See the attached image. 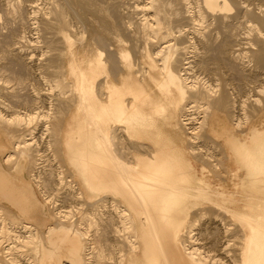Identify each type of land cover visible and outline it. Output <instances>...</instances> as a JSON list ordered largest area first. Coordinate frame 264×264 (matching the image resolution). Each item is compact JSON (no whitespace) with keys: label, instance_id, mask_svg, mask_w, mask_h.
<instances>
[{"label":"bare ground","instance_id":"bare-ground-1","mask_svg":"<svg viewBox=\"0 0 264 264\" xmlns=\"http://www.w3.org/2000/svg\"><path fill=\"white\" fill-rule=\"evenodd\" d=\"M22 1L23 0H18V6L16 4V7L13 8L8 5L6 9L7 12L15 17L20 16V6L21 3L23 4ZM59 1L60 0H58V2ZM61 2V8L56 7V9L51 11L52 13L54 12V15H51V17H43L42 15L40 23H42L41 30L45 32L46 36L47 33H51L52 35L58 34L59 37H55H61L60 40L62 39V42L57 40L60 45L62 43V48L56 45L54 48H60V55L65 59L64 62L62 61L64 66L62 67L61 64L62 69L52 80H54L53 83L55 82L57 86L63 83L68 87V90L63 92V98L71 100L72 103L71 101L70 103L73 105L68 119L60 127V130H58L60 131V133H58L60 134V143L64 145V157L69 167L72 169V173L76 177V179L73 176V178H69L72 180H66L67 189L70 187V193L75 198L82 197V200H86L90 203L92 209L95 206H111L117 209L115 213L116 216H114L117 218V221L113 218L115 224L111 227V231L117 234L115 235L118 239L122 236L123 239H121L125 242H122L125 247L121 249L116 248L117 250H121V255L123 254L125 257V259H123L121 256L122 258H120V261L122 259L124 264H208L207 259H209V257L207 256L208 258H204L201 254L202 251L198 249V244L196 245L197 240L194 236L195 220H192L194 216L191 215L195 209L205 210L207 207H211L218 210V215H228L232 221H234L233 223H237L240 226L236 225L241 227V231L238 230L240 234L242 232L240 236L241 240H239V247L237 246L238 250H236V256L238 252L239 257H237L238 260L240 258V262L236 260L237 258L235 255L236 259H234V261L240 264H264V129L261 130L256 126H251L249 131L245 134V137H241L230 129L224 128L223 131L220 132L218 129L219 127L216 128V125L219 126L220 120L216 119L212 125L210 124L212 130L211 136L216 140L217 138L223 137L225 145L228 147V157L233 159L236 163V168L232 170V174L240 176L241 179L240 182H238L240 185H236L234 190L229 191L225 189L223 184L213 183L214 181H211L208 179L209 177L207 178L205 175V163L207 162L201 164V171L199 172L193 161L201 159L199 158L200 156L198 157L200 153L198 154V151L196 152L193 150L196 145L193 146L192 144L189 147L187 145L190 143L184 145L185 139L181 144L180 142L183 139L180 141V134H178L181 128H191L186 126L187 123L189 124V121L191 122L190 118H192L191 114V117H185L188 113L187 105H190L191 102L197 104L204 102V104H207L208 108L220 109V111L225 113L228 105L230 106L232 102L234 116L237 115L235 111L237 109L239 111L238 104L240 103L237 104V98L235 99L236 96H233L235 100L231 101L225 91L221 94H215L213 91H209L211 90L209 88L208 90L202 86H191L189 78L192 75H190V72L193 69L190 72L188 69L192 63L191 61L194 60H189L190 58L188 56L189 61H181L182 55L179 59L178 56L180 53L177 55V52L178 50H183L185 46L175 47V44L178 42L172 43L173 41L167 42L162 40L166 34L169 37L172 33V26L169 25L172 21L170 20L172 17L169 16H171L172 13H174L173 16H175V21L173 20L172 22H178V27L177 23H173V28L176 25L175 27L178 28L177 32L182 35L187 30L189 24L193 25L191 28H196L195 24L198 23V21L203 23L205 20L203 18H205L206 15L212 14L215 16L216 14L217 16L218 14L219 16V14L223 12H231L229 11L232 8L230 1L202 0V3H198L201 5H199V7L196 6L197 8L193 6L194 3L192 4L190 0L144 1V5H142V9L146 5V11L144 12L145 16L144 18L142 17L144 22L142 21V25L140 27L138 25V27L142 30L144 29L147 32L146 35H152V37L155 36V38L162 36V41L160 38L159 41L156 40L157 38H153V50H150V45L148 50H146L149 68L145 69L146 72L145 70L142 71L137 69L139 71H137V74H134L136 57H134L130 49L127 48V46L125 48L124 45L118 47V45L116 46L113 44L119 49L115 51L118 52L116 56L120 62L119 64L126 70L125 73L121 74V79H117L119 80L118 82L113 78V71L111 70L117 66L115 60L112 59V66L109 64L113 52L108 55L106 51L108 49H113L111 40L119 42V45L121 44L120 30L130 27L131 24L128 25L125 23L126 21L124 22L123 20L119 21L114 16L110 17L112 14L108 9H94L91 7L92 4L90 3H96V0H79V4L84 10L83 12L89 16V21L92 22V19L97 20L96 18H101L104 22L103 23L101 20V24H104L103 28L101 26L103 30H99L95 25H90V32L89 29L86 28L90 36L85 38L79 46L81 47L80 49L90 51L94 53V55L84 60L78 55V45L75 39L76 32H70V26L72 24L70 25L67 20L69 15L74 12L75 7H72L73 9L71 8L72 4L70 3L72 2ZM113 2L118 3L119 0H113ZM37 3L38 2H35L36 5ZM26 4L28 5V3ZM73 4H76V2ZM257 4H255V6ZM260 6L256 8L261 9ZM26 7L25 5V8ZM170 7H174L173 11L169 10ZM32 9L31 11L33 12ZM71 9L73 10L72 12ZM257 10L258 9H256V11L254 10L255 12L252 11L254 12L252 16L254 15L253 17L259 22L255 21L251 25L264 35V14L260 11L257 12ZM248 11H250L249 8ZM42 14H44V12ZM227 14L220 15V17L225 20L228 18ZM74 15L77 16V13ZM35 17L37 18L36 14ZM250 18L248 20L246 18V22L255 20H250ZM28 19H30L29 16ZM68 19H70V17ZM37 20L36 23H38ZM188 20L190 21L189 23H184ZM31 22L33 21H30V23ZM88 22H85V24ZM81 23L82 27H84L85 24L82 20ZM226 23L228 24V21ZM167 24L169 28L171 26L170 34H168L169 30L167 29ZM38 28H40L39 25ZM38 28L36 30H39ZM72 29L74 30V28ZM84 29L81 30L83 36L86 34ZM232 30L231 28L229 32H225L226 34L224 33L225 39L218 44V48L222 49V53H227L226 57L221 58L222 61L227 63L232 69H236V67L241 66L240 64L242 62L240 61L241 55L236 53L238 52L237 47L235 48L234 46L236 40L234 41V45L228 40L234 35ZM194 31L196 30H193V32ZM174 36L176 37V35ZM56 38L54 42H57ZM147 42L146 45L149 44ZM147 46L145 48H147ZM193 46L196 45L193 43ZM238 48V50H240L241 47ZM106 54L107 56H105ZM154 54H159V56L157 57ZM244 56H246V54ZM254 57L255 58L252 57L251 59L254 60L256 65L260 68H264V45L257 48ZM185 63H188L189 66H185ZM194 67L192 64V68ZM191 78L193 79V77ZM239 100L238 102L241 101ZM197 104H195V106H197ZM234 107H236V110H234ZM192 108L189 107L191 110ZM216 109L214 110L216 111ZM261 110L262 109L259 111ZM229 111L230 109L226 113L227 116L232 112ZM259 111L257 110L256 113ZM3 112L4 109L0 104V210L4 211V209H7L9 212L8 214L12 215L13 222L15 221L14 223L17 224H15L16 228H14V223L10 221L6 226L4 225L6 219L2 218L3 216L1 217L2 219L0 222L5 219L3 225L8 227L5 229V232H11L9 235L11 238L8 240L11 242L13 238L19 240L25 238L27 240L25 241L24 239V241L28 242L29 245L31 242H35V252L37 254L35 255L38 259L36 263L38 262V264H91L95 258L97 259V264L98 261L102 264L104 261L102 258L110 254L104 252L107 240V226H101L95 235L90 232V227L81 226V223H85V221L86 225L97 221L96 218L93 217L94 215L90 216L92 215L91 212H85L87 213L86 215L80 216L77 221L73 220L71 223H69L68 220L59 219L56 223H51L52 214L53 216H56L57 213L61 215L59 212L62 210H53L60 208V206H57L55 200L54 202L51 200V196L49 195L51 193H48L45 185H43L41 189L44 198L45 200L48 199V203L45 202L52 209L51 212L50 210L48 211L46 205L38 199L30 181L23 176L25 160L34 158L30 148L32 140L30 141V138H26L25 134L22 135V133H18L17 130L13 128L12 130L3 124L5 117V113ZM214 113L213 110L210 111V115H214ZM260 113H262V111ZM33 114V112H29L27 115H24V118L32 119L33 116L35 117ZM8 117L11 121L16 119V123H18V118H12V116L9 115ZM238 119L239 117H236L235 121L238 122ZM16 123L11 124L15 125ZM236 124L238 125V123ZM119 126L122 127L124 135L127 136L126 138H128V140L136 144L146 145V151L141 153L136 152L131 157H127L124 153L119 151L116 140V130ZM3 129L4 131L7 130V142L6 138L4 139L5 142L1 140ZM192 131L194 130L187 131L190 139L197 137L194 136V134L198 135L196 132ZM180 133L182 134V132ZM181 138H184V136ZM8 146H13V150H10L7 155L5 154V161L7 164L11 165L13 171L6 170L1 162L2 153L8 149ZM199 152H202V149ZM202 155L204 156V154ZM203 159L204 157L202 160ZM34 172L36 182L42 183L43 180L41 175L37 174L36 170ZM72 173L69 174V176H72ZM39 178L42 181L39 180ZM50 200L54 203V208L50 205ZM2 202L9 203L19 213L4 205ZM104 213L105 212L102 211L103 215ZM195 214L197 215L198 211L197 213L195 212ZM5 215L7 216V214H4V216ZM105 218L107 217L103 216L100 218L99 225H101ZM216 223L218 224V222ZM10 226H12L11 229H9ZM21 228H24V231H30L32 235L20 234L23 231ZM1 229L2 234L0 230V237L4 234V227ZM2 239H4V237H2ZM2 239H0L1 243ZM19 240L17 241L15 239V242L17 241L18 243ZM118 243L114 242L113 246L116 247ZM5 244H7V242L4 243V245ZM13 245L11 243L9 247L12 248L11 246ZM16 245L17 244H15V246ZM21 245L23 244L21 243ZM21 245H19L20 248ZM27 245L25 248H27ZM29 247L28 248L31 250L30 255L33 254V257H31L32 259L34 258L33 247L32 245ZM4 249L5 248H3V253ZM6 250L5 252H7ZM9 250L10 249H8V251ZM14 250L12 249L11 251L13 252ZM3 253L2 247H0V264H7V258L5 257L4 259ZM11 255L14 257L12 253ZM25 255H27V253ZM9 257L11 256L9 255ZM29 257L30 256H27V259ZM33 262L32 264H36L35 258ZM13 263L14 262H12V264Z\"/></svg>","mask_w":264,"mask_h":264},{"label":"rangeland","instance_id":"rangeland-1","mask_svg":"<svg viewBox=\"0 0 264 264\" xmlns=\"http://www.w3.org/2000/svg\"><path fill=\"white\" fill-rule=\"evenodd\" d=\"M9 1L13 2V3H10ZM61 1H66V2L68 1L69 3L72 2V3H70V4H72L71 8L75 7L74 12H72L73 8L71 9V12H72L71 15L72 16L69 15L70 19H68L69 18L68 17L67 20L69 21L70 25L72 24L71 26L69 25L71 30H72V31L70 30V32L71 33L76 32L75 33V39H76V42L78 45V49H77V51L79 52L78 55L85 60V59L93 56L94 53L87 51L85 49L84 50L80 49L81 47L79 45L82 44V41L85 38L90 36V34H89L90 25H92V26L95 25V27H97L99 30H103L102 28L104 26V24H103L104 22L101 18H96L97 20L92 19V22L89 21V16H87V14L85 12H83L84 10H83L82 6L79 4V0H75V1L74 0H70V1L69 0H60L59 2H58V0H37V1L35 0V2H38L37 5L35 4L34 0H26V1L23 0L22 1L23 4H25L28 8L26 7L27 8V10H26L25 5H23L21 3V6H20L21 7V14H20V16H16V17L14 15L9 14L6 9H7L8 5L11 8L16 7V4L18 6V0H0V104L2 105V108L4 109L3 113H5L3 124L8 126V128H10V129L13 128L14 130H17L18 133H22V135L25 134L26 138L28 137V138H30L29 139L30 141L32 140L31 141L32 143L30 142L31 143L30 148H31V151L33 152V157L35 159L29 158V160H25L26 162H28V165H29L28 172L30 175V180L36 186L37 193H38L40 199H42L43 203L46 205V209L48 208V211L50 210V212H51L52 209L50 208L49 205L46 204V202L48 203V201H47L48 199L45 200L46 202L44 201V194L41 191V188L43 185H45L48 193H51V194H49L51 196L50 197L51 200L53 202L55 200L57 206H60V208L53 209V210L54 211L62 210L59 212L61 215H59L58 213L56 216H53V214L51 215V220H50L51 223H56L59 220H68V222L71 223L73 220L77 221V219L80 216L86 215L87 213H85V212H91L92 215H90V216L94 215L93 217L96 218L97 221H95L94 223H91V224L89 223V225H86V221H85V223H81V226H83V227L88 226V228L90 227L89 228V229H91L90 232L92 234L94 233V235L97 234L96 232L99 231L98 229L101 226H103V227L107 226V229H106L107 240H106V246H105L104 252L110 253V254H109V256L108 255L106 256L109 258H106V257H105L106 259L104 257L102 258L104 260V261L102 260L103 261L102 264H124V262H122V259L120 261V258L123 257V259H125V257L123 256V254L121 255V252H120L121 250H117V249H121L122 247H125L124 246L125 242H124V240H122L123 239L122 236H121L122 239L121 238L118 239L116 237L117 234L115 233L116 234L115 235L114 232L111 231V227H113L115 224V221L113 218H115V220L117 221V218L114 217V216H116L115 213L117 212V209L114 207H111V206H106V207H96L95 206L94 208L96 210L94 208L92 209V206H90V203H88L86 200H82V197L81 198H75L70 193L71 192L70 187H69V189H67V181L72 180L69 178H73V176L75 177V175L72 173V169L69 167V165L66 162V159L64 157V154H63V150H64L63 146L64 145H63V143L62 144L60 143V136H59L60 134H58V133H60V131H58V130H60V127L68 119L69 113H70L71 109L73 108V105H71V103H72L71 100L63 98V94H64L63 92L68 90V87L65 86V84H63V83L60 84L59 86H57L55 84V82L53 83L54 80H52L53 77L58 75V73L60 72V70L64 66L63 62L65 59H63L64 57H61V55H60V51H59L60 48H56L57 51L54 48L56 46H60L62 48V46H63L62 43H61V45H62L61 46L59 44V42L57 41V40L61 41L62 39L60 40L61 37L58 38L59 37L58 34L52 35L50 33L51 34L50 35L47 33V36H46L45 32L43 30H41L42 29V27H41L42 23H40V21L42 19L41 18L42 15H43V17L44 16L45 17L46 16L51 17V15H54V12L52 13L51 11L56 9V7L61 8V5H62ZM144 1H146V0H119V2L116 3V2H113V0H96V3H90V4H92L91 7H93L94 9H99V8H103V10L108 9V11L112 14V15H110V17L114 16L119 21L123 20L124 22L126 21L125 23H127L128 25L131 24L130 27L123 28L122 30H120V33H121V44L120 45L118 44L119 42H115L114 40H111V39L110 40H111L112 45L115 44L116 46L118 45V47L119 46L121 47L124 45L125 48L127 46V48L130 49V51L134 55V57H136L135 58L136 62L134 65V74H137L138 70L143 71V70L149 68L148 67L149 66V60L147 57L146 50H148L149 45L151 47L150 50H153L152 49L153 43H154L153 38H155V36L152 37V35L151 36L148 34L146 35L147 32L144 29L142 30L141 28H139L142 25V23L144 22L143 21V18L145 16L144 12L146 11V9H145L146 5L142 9V5H144V3H143ZM190 1L192 2V4L194 3L193 6H195V8L199 7V5H201L198 3H200V2L202 3V0H190ZM229 1L231 3V6H232V8L229 10L231 12H226V13L223 12L224 14L221 13V14H219V16H218V14H217V16H216V14H215V16L212 14H210L208 16L206 15V17L203 18V19H205L203 21V23L198 21V23L195 24L196 28H194V27L191 28V26H193V25L189 24L187 30L182 35L179 32H177L178 28L175 27L176 25L173 28L174 22H172V21L175 19V16H173L174 13H172L171 16H169V17H172L170 19L172 21L169 24L172 26V33L170 31L171 26L169 28V25L167 24V26H168L167 29L169 30L168 34L171 33V35H169V37H168L166 34L165 37L167 36L168 39H167V37L166 38L163 37L162 40L167 41V42L173 41L172 43L178 42L177 44H175V47L185 46L183 50H181V51L178 50V52H177V55H179V53H180V55L178 56L179 59H180V56L182 55L181 61L186 62V61H189L191 59L194 60V61H191L192 63L190 65V68L188 69L189 72L193 69L190 72V75L192 74L191 77H193V79L191 77L189 78V81H190L189 83L191 86L192 85L193 86H202V87H205L206 89L209 88L211 90H209V89L208 90L213 91L215 94H219V93L221 94L222 92L225 91L226 95L231 99V101H234L237 98V104L240 103V104H238L239 105V111H238V109L236 110V107H234V110H236L235 114H237V115L233 116V113H234L233 103L231 101H230L231 102L230 106L228 105L229 108L227 107V110H225V113L220 111V109L214 108V109H216V111H215L214 109L208 108L207 104H204V102H201L199 104L191 102L193 105L191 103H190L191 106L189 104L187 105L188 111H187V109H186V111L188 113L187 114L184 113V114L188 115V116L185 115V117H189L190 114L192 116V118H190L191 122L189 121V124L187 123V125H186L187 127L189 126L191 128L190 129H185V128L182 129L181 128L178 132V134H180V141H181V139H183L180 142L181 144L185 139V141H184L185 144L183 143L184 145H187V143L188 144L190 143L189 145H187L188 147L192 144H193V146L196 145L193 150H195L196 152L198 151L197 153L201 154V155L197 154L198 157L200 156L199 158H201V159L193 160L194 163L196 164V169L200 172L201 166H202L201 164L202 163L204 164L205 162H207V163H205L206 164V169H205L206 170V172H205L206 177L207 178L209 177L208 179H210L211 181H214L213 183H215V184H217V183L223 184L225 189L230 191V190H234L236 185H240V183H238V182H240L241 178H240V176H236V175L232 174V170H234L236 168V163L233 159H230L228 157V154H229L228 149H227L228 147H227V145H225V141H224L223 137L217 138V140H216L211 136V133H212L211 125L213 124L214 121H216V119L220 120L219 126L216 125L217 126L216 128L219 127L218 129L220 132H222L224 128L230 129V130H233V132L235 134H237L241 137H245V134L249 131V128L251 126H256L257 128H259L261 130L264 129V106H263L264 105V89H263L264 88V68L263 67L260 68L258 65H256L254 60L251 59L252 57L255 58L254 54H255V51L257 50V48L264 45V35H262V33H260L259 30H256L257 28H253L251 25L255 21L259 22L256 20L255 17H253L254 15L252 16V13L254 14L256 9H258L257 12L260 11L262 14H264V9H262V8H264V0H241V1L240 0H229ZM245 1H246V3H245ZM30 2H31V4H30ZM60 2H61V4H60ZM74 2H76V4H73ZM26 3H28V5ZM32 3H34V4H32ZM260 3H261V6H260ZM29 4H30V7H29ZM87 4H89V3H87ZM248 4H250V5H248ZM255 4H257V5L255 6ZM22 6H24V7H22ZM36 6H37V9H36ZM259 6L261 9L256 8ZM32 7H33V9H32ZM247 7L249 8L250 11H248ZM51 8H52V10H51ZM170 8H169V10L173 11L174 7H170ZM246 8H247V10H246ZM31 9L33 10V12L31 11ZM79 9L81 12L79 11ZM244 9H245V11H244ZM252 11H254V12H252ZM43 12H44V14H42ZM236 12H238V13H236ZM34 13L36 14L37 18L35 17ZM73 13L74 14L77 13V16L74 15ZM83 13H85V14H83ZM27 14H34V15H27ZM226 14L228 15V18H226L225 20L220 17V15H226ZM250 14H251V16H250ZM245 15H247V16H245ZM28 16L30 17V19H28ZM229 16H231V17H229ZM244 16H245V18H244ZM34 18H36V19H34ZM79 18H80V20H79ZM82 18H84V19H82ZM232 18H233V20H232ZM234 18H236V19H234ZM238 18H239V20H238ZM246 18H247V20L249 18H250V20H253V19H255V20L250 21V22H246L247 21ZM214 19H216V20H214ZM36 20L38 21L39 24L36 23ZM81 20L83 21L84 24H85V22L89 21L88 23H86L88 26L85 24V26H86L85 27L83 24L84 27H82ZM101 20L103 22L102 24H101ZM30 21H33V22L30 23ZM132 21H133V23H132ZM211 21H213V22H211ZM227 21H228L229 26L226 23ZM90 22H91V24H90ZM189 22L190 21L188 20L184 23H189ZM175 23H177V27H178V22H175ZM181 23H183V22H181ZM181 23H180V25H181ZM230 23H231V25H230ZM99 24H100V26H99ZM222 24H223V26H222ZM259 24H261V23H259ZM38 25L40 28H38ZM124 25H126V24H124ZM138 25H139V27H138ZM196 25H198V26H196ZM246 25H247V27H246ZM73 26H75L76 28ZM92 26H91V28H92ZM101 26H102V28H101ZM231 26H233V27H231ZM197 27H198V31H197ZM37 28L40 31L44 32L43 34L46 37H44L43 34H41L42 32H40L39 30H36ZM72 28H74V30ZM86 28L89 29V32H87ZM137 28H139V29H137ZM231 28L233 29L232 33H234V35H232L231 36L232 38L230 37L228 40L231 41V44L233 43V45L236 42L234 45L235 48L237 47L238 52H236V53H239L238 55H241L240 61L243 63V64L242 63L240 64L241 66H239V64H238L239 67H236V69H232L227 63H224L222 61L221 58L226 57L227 53L226 54L222 53L221 52L222 49L218 48L219 47L218 44H220L225 39L224 33L229 32L231 30ZM83 29H84V31H86V34L84 36L82 35V31H81ZM173 29H174V31H173ZM237 29H238V31H237ZM193 30H196V31H194L195 33L193 32ZM139 32H141V33H139ZM258 33H260V34H258ZM174 35H176V37ZM259 35H260V37H259ZM55 36H58V37L56 38ZM181 36L184 38H182ZM150 37H151V39H150ZM161 37L159 36L160 40H161ZM234 37H235V39H234ZM55 38H56L57 42H54ZM156 38L155 39L157 41H159V38L158 37H156ZM174 38L176 39V41ZM189 39H191V40H189ZM110 40H108V41H110ZM193 41H195V42H193ZM142 42H144V43H142ZM146 42L149 43V44H147L148 46L146 45ZM237 42H238V44H237ZM193 43L196 46H193ZM115 45L112 46L113 49L107 48L108 50L106 49L107 50L106 52L108 55L113 52L111 54V57H110L111 61L109 64L112 66V59L115 60V63L117 66L111 70L113 71L112 72L113 78L118 82L121 79V74L125 73L126 70L119 64L120 62L118 61V58L116 56L118 52H115L116 50L118 51L119 49ZM146 46H147V48H145ZM238 47H241L240 50H238L239 49ZM57 52H59V53H57ZM107 54L105 56H107ZM245 54L248 57L244 56ZM154 55L157 57L159 56V54L158 55L154 54ZM112 56L115 58H113ZM188 56L190 59L188 58ZM114 60H113V62H114ZM61 64H62V67H61ZM192 64H193V67L195 65L196 66L194 68H192ZM184 65L189 66L188 63H185ZM145 72H146V70H145ZM114 73H116L117 75ZM118 73H120V74H118ZM117 79H119V80H117ZM67 93H69V92H67ZM236 94L238 95V97ZM233 96L234 97L236 96L235 99ZM238 100L240 102H238ZM70 101H71V103H70ZM195 104H197V106H195ZM243 104H244V106H243ZM189 107H191V108L193 107L192 110L189 109ZM229 109H230L229 112L232 111L230 113L231 116L230 115L227 116V114H226ZM260 109H262L261 110L262 113H260L261 112V111H259ZM211 110H213L215 112L214 115L213 114L210 115ZM257 110L259 112L256 113ZM29 112H33L34 113L33 115H35V117L33 116L32 119L24 118V115L25 114L27 115V113H29ZM8 115L12 116V118H18V123H16V119H13L11 121V119H9ZM236 117H239L238 122L235 121ZM11 123H16V124L12 125ZM236 123H238V125ZM189 130H194L192 132H196L198 135L194 134V136H197V137L190 139L189 133H187V131H189ZM116 132H117L116 140H117L118 149H119V151L124 153L127 157H131L136 152L141 153L143 151H146V149H147L146 145L136 144V143L128 140V138H126L127 136L124 135V132H123V129L121 126H119L117 128ZM180 132H182V134ZM2 134L7 137V130L4 131V129H3ZM26 134H27V136H26ZM183 136H184V138H181ZM190 140H192V141H190ZM186 141H188V142H186ZM201 149H202V152H199V151H201ZM190 153H191V151H190ZM202 154H204V156ZM203 157H204V159L202 160ZM31 160L33 161V163ZM9 166L11 168V165H9ZM33 170L34 171L36 170L37 174L41 175V178L43 180L42 183H37L35 181V178H34L35 172ZM210 170H212V171H210ZM207 172H208V174H207ZM71 173L73 175L69 176V174H71ZM75 179H76V177H75ZM30 180H28V181H30ZM39 180H41V179L39 178ZM31 181H30V183L32 184ZM44 182H45V184H44ZM32 186H33V184H32ZM51 200L49 201L51 203L50 205H52L54 208V203ZM206 209L205 210L204 209H195L191 215V216H194V217H192V218H194L192 220L193 221L195 220L194 225L196 228L194 227V236L197 240L196 245L198 244V249H200L199 251H202L201 252L202 256L204 258L207 256L209 257V259H207V260L210 263L207 261L208 264H221V263L222 264H225V263L226 264H237V263L240 264L239 263L240 258L238 260V257H239L238 252H237L238 257L236 256V250H238V247H239L238 245L240 243L239 240H241L240 236L242 234V232H241V234L239 232V231H241V227H238L240 225L237 223H233L234 221H232V219L228 215H225V214L218 215L217 214L218 210H215L214 208H211V207L208 208L207 207ZM199 210H201V211H199ZM102 211L105 212L104 215L102 214ZM197 211H198V214L196 215L195 212L197 213ZM1 212H3V213H1ZM8 213L9 212L7 211V209H4V211L0 210V220L2 218L6 219V221L4 219L5 224H4V221L0 222L1 234H2L1 228H3V227H4V231H3L4 234L3 235L6 234L5 236L2 235L0 237V239H2V237H4V239H5V240L2 239V243L0 240V247H2V253H3V248H5L4 253H3L4 259H5V257L7 258L6 259L7 264L8 263L10 264V262H11V264H12V262H14L15 264H32V263H34L33 261L35 258V263H36V261H38V259L36 257L37 254L35 252L36 251L35 250V242H31L29 245L28 242H25L27 239L23 238V239L19 240L17 238H13V237H12L13 239L11 240V242L9 241L11 238V237H9L11 232H9V231L5 232L6 231L5 229L8 228V227H6L8 225L7 224L8 222L12 221V223H14L15 221L13 222L12 215L8 214ZM4 214H7V216L6 215L4 216ZM103 216L107 217V218H105V220L102 221L101 225H99L100 218H102ZM214 219H215V221H214ZM216 222H218V224ZM3 224L6 226H4ZM15 224L16 223L13 224L14 228H16V225H17V224L15 225ZM18 225H20V224H18ZM123 226H127V225H123ZM11 227L12 226H10L9 229H11ZM17 227L20 228L19 226H17ZM21 229L23 230L24 228H21ZM30 233H31L30 231L27 232V231L23 230L20 234L32 235ZM15 239L17 241L19 240V242L18 243H17V241L15 242ZM24 239H25V241H24ZM13 240H14V242H13ZM108 240H110V241H108ZM6 242H7V244H5L6 245V247H5L4 243H6ZM23 242H25V243H23ZM114 242H117V243L119 242L116 247L113 246ZM122 242H124V243H122ZM11 243H12V245L14 244L13 246H11L12 248L9 247L11 245ZM21 243L23 245H21ZM1 244H2V246H1ZM15 244H17L16 245L17 247L15 246ZM24 244H25V246H24ZM27 244L29 246L32 245V247H33L32 250L34 252V258H32V259H31V257H33V254L30 255V253H31L30 249L31 248ZM33 244H34V246H33ZM19 245H21V248ZM26 245H27V248H25ZM22 246H23V248H22ZM7 247H8V249H10L9 251H8ZM14 248H15V250H14ZM12 249L14 250L13 252H15V253H13L11 251ZM5 250L7 252H5ZM25 252L27 253V255H25L26 254ZM11 253L14 255V257L11 255ZM16 253H18V254H16ZM210 254H211V256H210ZM9 255L11 257H9ZM234 255L236 256L237 259L235 258ZM27 256H30V257L27 259ZM16 257H17V259H16ZM92 259H94V258H92ZM234 259L238 260L239 262L234 261ZM213 261H214V263H213ZM218 262H220V263H218ZM36 264H38V262ZM91 264H97V259L95 258L91 262ZM98 264H101V263H99V261H98Z\"/></svg>","mask_w":264,"mask_h":264},{"label":"crops","instance_id":"crops-1","mask_svg":"<svg viewBox=\"0 0 264 264\" xmlns=\"http://www.w3.org/2000/svg\"><path fill=\"white\" fill-rule=\"evenodd\" d=\"M6 138V142H7V137L5 136V135H1V140L2 141H4L5 142V139ZM11 147V148H10ZM8 146V149L7 150H5L3 153H2V158H1V162H2V165H3V167L6 169V170H8V171H13L11 168H10V166L6 163V161H5V157H6V155L10 152V150H13V146ZM6 154V155H5ZM24 167H23V176H25L28 180H30V175H29V172H28V167H29V165H28V162H24ZM31 181V180H30ZM36 181V180H35ZM32 182V181H31ZM32 184H33V186H34V189H35V192H36V195H37V197H38V199H40V197H39V195H38V193H37V188H36V186L34 185V183L32 182ZM41 191H42V189H41ZM43 192V191H42ZM40 201L41 202H43V200L42 199H40ZM44 201H45V198H44ZM4 205H6V206H8V207H10L11 209H13L14 211H16V212H18L13 206H11L9 203H7V202H2ZM47 210H48V208H47ZM19 213V212H18Z\"/></svg>","mask_w":264,"mask_h":264}]
</instances>
